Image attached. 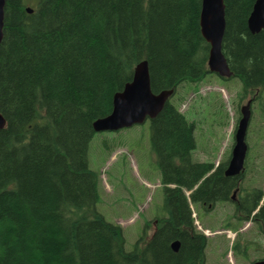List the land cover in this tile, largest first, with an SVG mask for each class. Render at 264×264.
Here are the masks:
<instances>
[{"label":"trees","instance_id":"16d2710c","mask_svg":"<svg viewBox=\"0 0 264 264\" xmlns=\"http://www.w3.org/2000/svg\"><path fill=\"white\" fill-rule=\"evenodd\" d=\"M254 1L223 0L221 51L229 78L240 81V96L250 94L260 116L264 28L247 27ZM200 9L201 0H5L0 264H206L207 236L194 223L192 204L208 210L229 201L236 220L264 231V190L243 185L248 153L236 176L224 173L229 153L217 164L193 160L194 122L169 100L149 120L166 215L149 236L146 223L126 250L121 226L96 209L98 175L87 159L93 122L111 112L113 95L141 60L154 93L212 74ZM252 130L255 141L246 143L257 157L264 127L256 120Z\"/></svg>","mask_w":264,"mask_h":264},{"label":"rangeland","instance_id":"374dc122","mask_svg":"<svg viewBox=\"0 0 264 264\" xmlns=\"http://www.w3.org/2000/svg\"><path fill=\"white\" fill-rule=\"evenodd\" d=\"M241 91L237 78L223 80L212 73L195 85L184 83L168 99L194 122L193 160L217 164L224 154L230 153L239 108L252 97L250 94L240 96ZM262 94L264 97V89ZM254 106L252 103L250 128L246 132L249 147L256 138L252 130L254 122L258 120L264 127V115L258 116ZM149 134V119H146L116 131L95 132L88 145V165L98 175L96 209L106 220L121 226L126 250L132 249L146 223L149 236L157 220L166 215L162 207L160 172L151 151ZM263 137L258 142L257 157L253 155L255 148L252 154L251 148L247 151L249 168L243 185L257 184L264 190ZM233 192L231 201L238 197L236 191ZM192 211L194 223L200 226L198 230L210 231L206 235V264H251L264 257V231H259L251 221L236 220L231 202H217L208 210L192 204ZM234 242H238L237 248L233 247Z\"/></svg>","mask_w":264,"mask_h":264},{"label":"water","instance_id":"95a60500","mask_svg":"<svg viewBox=\"0 0 264 264\" xmlns=\"http://www.w3.org/2000/svg\"><path fill=\"white\" fill-rule=\"evenodd\" d=\"M5 0H0V41L4 17ZM27 11L32 9L27 7ZM200 32L209 44L207 59L208 70L223 78L232 75L226 59L221 51L222 37L225 30L223 0H201L199 14ZM247 27L250 32H258L264 28V0H255L247 18ZM174 90H162L154 93L150 87V78L147 60L138 62L133 70L132 79L116 92L112 98L111 112L96 119L92 126L95 132L116 131L134 124L143 123L146 119L154 118L163 108ZM252 99L239 108V118L233 134V144L225 168L226 176H236L244 169V162L248 145L246 132L251 117ZM5 118L0 113V129L5 126ZM234 193V192H233ZM234 198V195L231 196ZM179 241L171 243L176 251ZM251 264H264V259L253 261Z\"/></svg>","mask_w":264,"mask_h":264},{"label":"flooded vegetation","instance_id":"af4514ba","mask_svg":"<svg viewBox=\"0 0 264 264\" xmlns=\"http://www.w3.org/2000/svg\"><path fill=\"white\" fill-rule=\"evenodd\" d=\"M202 208V207H201ZM203 210H206V209H204V208H202ZM260 259H264V257L263 258H260Z\"/></svg>","mask_w":264,"mask_h":264}]
</instances>
